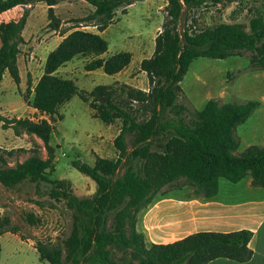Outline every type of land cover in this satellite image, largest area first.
I'll list each match as a JSON object with an SVG mask.
<instances>
[{"label": "trees", "instance_id": "1", "mask_svg": "<svg viewBox=\"0 0 264 264\" xmlns=\"http://www.w3.org/2000/svg\"><path fill=\"white\" fill-rule=\"evenodd\" d=\"M36 1L48 5L49 29L60 32L61 36L68 35L49 53L44 73L34 87L33 100L30 101L31 82L24 97L29 106L49 120L0 116L4 129H13L16 136L34 135L43 142V147L35 143L29 150L0 149L1 161H6L5 155L30 153V157L17 163L14 169H1L0 181L8 186L24 179L47 182L51 185V195L64 201L73 211L66 261L60 259L59 253L47 257L40 247L42 259L50 264H114L110 260V249L114 246L129 248L131 241L139 247L141 264H209L219 258L239 263L251 260L252 231L198 232L172 243L151 244L146 248L143 233L136 229V215L147 209L155 198L164 196L166 187L193 186L195 192L202 191L206 199L218 194L221 180L236 184L251 177L254 186L264 188V146H250L242 155L233 154L238 147L234 130L260 107L259 101L220 106L210 100L193 121L181 117L186 108L176 104L180 83L199 58L224 60L250 51L253 54L251 65L264 70L262 20L252 21L249 34L240 25L226 24L200 33L189 34L186 30L182 33L179 25L185 9L205 0H168L167 16L156 37L154 55L141 63V70L146 72L151 85L150 91L121 84L119 89L98 85L91 93L99 97L90 105L97 118L107 125L122 120V128L114 141L120 157L116 161L98 157L94 166L74 160L72 166L97 184L93 196L79 198L66 187V181H52L47 177L48 170L56 168L51 140L53 123L63 119L60 108L77 94L84 102H90L87 92L80 91L74 80L60 77L57 72L82 54L95 56L85 65L87 72L103 69L105 74L114 76L125 70L133 54L122 51L103 58L109 43L100 33L114 24L118 10L127 14L128 7L145 0H85L94 8L89 18L95 20L93 26L99 33L79 27L71 32L62 31V21L55 7L65 0H0V14ZM27 18L25 14L19 21L0 23V84L6 71L17 85L21 83L17 59ZM135 103L139 109L134 107ZM140 110L146 118H141ZM127 136L132 137L131 149ZM121 169L124 172L119 176ZM112 213L114 218L110 223ZM7 232H14L10 220L0 218V256L1 237Z\"/></svg>", "mask_w": 264, "mask_h": 264}, {"label": "rangeland", "instance_id": "2", "mask_svg": "<svg viewBox=\"0 0 264 264\" xmlns=\"http://www.w3.org/2000/svg\"><path fill=\"white\" fill-rule=\"evenodd\" d=\"M168 4V0H145L128 7L127 14L118 10L112 28L103 35L109 43L105 57H108L109 53L131 52L134 56V67H137L139 58L143 60L153 57L156 37L162 31ZM55 12L62 21V31L74 27L98 31L93 26L95 20L89 18L94 13V8L85 0L61 1L55 7ZM25 14L28 16L29 26L25 38L19 43L18 57L26 62L33 60L34 63L30 67L22 63L25 81L22 90L8 75V80L4 83L6 92L3 90L0 93V116H4L3 112L8 110L9 114L5 116L8 118L49 120L48 116L37 111H20V105L28 94L29 82L33 87L44 73L43 62L47 49L42 46L50 39L52 32L49 29L48 5L44 1H36L31 5L18 6L8 15L3 16L2 13L0 23L19 21ZM258 18L262 20L264 26V0H219L218 2L205 0L200 5L185 9L179 29L182 33L186 30L191 34L226 24L240 25L249 34L252 21ZM90 57L91 54L84 55L75 62L74 68L59 74L65 79L74 80L80 91L87 92L90 102H84L77 94L60 108L63 119L53 123L51 140V145L55 148L56 168L54 171L48 170L47 173V177L52 181H66V187L79 198L93 196L97 184L90 177L76 170L72 162L80 160L89 166H94L98 157L112 161L120 157L114 141L122 128V120L107 125L96 117V112L90 105L99 98L91 95L96 86L105 85L119 89L123 83L113 82L112 77L104 72L101 75L86 74L85 65L90 62ZM252 57L250 51H242L224 60L211 58L195 60L180 83L181 92L176 101L177 105L186 108L180 116L187 121H193L198 111H201L210 100L217 101L220 106L232 102L243 104L253 100L259 101L260 107L245 123L234 130L233 135L238 141V147L233 152L236 156L242 155L250 146H264V70L251 65ZM137 70L138 73L142 71L141 67H137ZM132 77H136V74H132ZM10 80L12 86L8 82ZM138 81L140 83L141 78H138ZM150 87L151 85L147 92L150 91ZM32 93L33 91L30 99ZM11 106L13 107L11 110L6 109ZM134 107L139 109L136 103ZM139 115L141 118H146V114L141 110ZM35 143L43 147V142L38 137L28 134L16 136L14 131H10V128L4 129L0 123V149L29 150ZM127 143L131 149V136H127ZM5 157L6 161L0 159V170L14 169L17 163H22L30 157V153L17 152L13 156L5 155ZM43 157H47L45 149ZM123 172L124 170L121 169L119 176ZM251 180V177H248L245 182ZM221 181L226 182V180ZM50 191L51 185L47 182L37 183L31 179H24L8 186L0 181V218H8L14 231L5 233L1 238L0 264H50L45 258L42 259L38 250L40 247L47 257L59 253L60 259L66 261V244L73 229V211L64 201L54 198ZM163 192H165L164 196L155 198L147 209L136 215V229L139 233H143L146 248L152 243L151 239L148 241L149 237L160 241H171L193 230L188 214L190 209L213 199H206L202 191L197 194L195 188L189 185L180 189L166 187ZM153 208L155 210L151 216L152 224L149 229L144 225V219L147 212ZM113 218L112 213L110 223ZM129 233L128 227L127 234ZM164 234L171 236L164 237ZM129 246V248L112 247L111 262L141 264L139 247L131 241Z\"/></svg>", "mask_w": 264, "mask_h": 264}, {"label": "crops", "instance_id": "3", "mask_svg": "<svg viewBox=\"0 0 264 264\" xmlns=\"http://www.w3.org/2000/svg\"><path fill=\"white\" fill-rule=\"evenodd\" d=\"M16 8L3 13L4 14L3 16L14 12ZM28 26L29 25L27 20V25L22 33V39L25 38V33L26 30L28 29ZM110 28L112 27L110 26L107 30H105L100 34L102 36L107 34ZM89 32L99 33L98 31H89ZM65 36H61L60 32H56V31H52L50 33V39L45 42L44 46H42L47 49L43 62L44 67L49 53L58 47V45L62 42ZM91 55L92 57H90V62L93 59H95V56L93 54ZM112 55L114 54L109 53L108 57H105V55H103L102 57L109 58ZM83 56H84L83 54L76 56L71 62H68L65 66L59 69L57 74L59 75L64 70L68 71L71 68H74L75 62L80 60V58H82ZM145 59H149V58H145ZM143 60L141 58L138 59V63H137L138 68L141 67V63ZM22 63L25 64L26 66L29 65L30 67L33 65L34 62L33 60L26 62L21 57H18L17 59V64L21 75V83L19 84V88L21 90L24 88L25 85ZM133 63H134V56L131 64L125 70L114 76H111L112 81L121 82L123 84H127L129 86L147 92L150 86L148 76L146 72L143 71H140V73H138L137 67L136 66L134 67ZM102 72H104L103 69H99L93 72H86V74L101 75ZM134 73L136 74V77H132V74ZM26 74L28 75V71H26ZM8 75H10V73L6 71L3 81L0 84V93L3 92V90L4 92H6L5 90L7 88L4 87V83L6 80H8ZM65 77H67V75ZM138 78H141L140 83L138 81ZM11 80L13 81L12 77ZM11 80L8 81L10 83V86H12L13 84ZM37 82L38 81H36L34 86L32 87L33 93L30 99L31 101L33 100L34 97V87L36 86ZM12 108L13 107L11 106L6 109L11 110ZM20 111L35 112L36 110L33 109L31 106H29L25 101H23L22 105H20ZM3 114H5L4 116H7L9 114V111L5 110ZM10 131L13 132V129H10ZM154 210H155L154 208L152 210H149L144 219V225H146L147 228L149 229L152 224L151 216ZM188 214L190 215V222H192V226L194 227V229L188 232L186 235L171 241H160V239H153V237H149L148 241L151 239L152 241L151 244H168L198 232L227 233V232H234L241 230H249L253 232V238L249 244L250 248L253 251V256L251 260H249L246 263H239L227 258H219L209 264H264V188L263 187L252 185V180L246 183L245 179L236 184L230 183L228 181L226 182L220 181L218 194L212 200H209L203 204H198L193 206ZM170 234H164L163 236L170 237L171 236Z\"/></svg>", "mask_w": 264, "mask_h": 264}]
</instances>
